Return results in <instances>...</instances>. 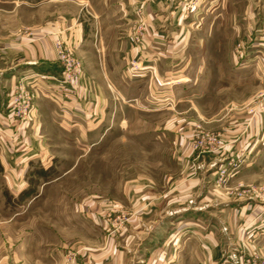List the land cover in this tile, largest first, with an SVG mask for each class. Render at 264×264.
Wrapping results in <instances>:
<instances>
[{
    "label": "rangeland",
    "instance_id": "rangeland-1",
    "mask_svg": "<svg viewBox=\"0 0 264 264\" xmlns=\"http://www.w3.org/2000/svg\"><path fill=\"white\" fill-rule=\"evenodd\" d=\"M163 9L167 43L172 31L184 32L174 53L163 50L155 70L149 68L154 63L141 65L139 57L116 65L118 40L139 45L149 29L131 0H0L1 33L18 29L20 37L32 38L34 24L53 23L58 36L57 75L29 79L48 84L46 95L35 99L23 77L10 100L12 108L21 107L20 86L31 97L46 157L44 164L36 159L26 167L16 191L0 176V264H112L97 256H124L126 250L125 264H137L143 229L131 207L143 188L181 195L207 186L212 204L224 191L233 200L264 207V130L256 127L264 114V0H168ZM180 17L183 21L172 26ZM80 23L95 37L79 54ZM61 52L80 66L72 85L57 81L65 71ZM107 62L120 69L107 70ZM108 72L121 93L113 92L115 104ZM139 72L145 75L136 78ZM93 73L106 107L90 115L86 102L76 114L79 81ZM227 110H238L234 143L223 139L224 126L235 121ZM192 158L196 162L189 164ZM182 215L171 227L182 238L165 264H192L187 238L197 235ZM251 228L238 264H264V227L249 233Z\"/></svg>",
    "mask_w": 264,
    "mask_h": 264
},
{
    "label": "crops",
    "instance_id": "crops-1",
    "mask_svg": "<svg viewBox=\"0 0 264 264\" xmlns=\"http://www.w3.org/2000/svg\"><path fill=\"white\" fill-rule=\"evenodd\" d=\"M131 3L139 7L140 21L145 22L149 29L146 39L139 45L137 42L134 44L132 39L118 40L113 50L118 52V56L115 58V61L118 62L116 65L123 66L130 60L139 57V60L144 59V61H140L141 65L146 62L154 63L155 65L153 67L150 65L149 68L156 70L162 59L165 58L163 50L170 48V51L174 53L177 50V42L184 31L180 30L178 33L172 31L170 36L172 39L167 43L166 38L169 37L170 30L165 32L161 27H163L164 21L163 8L167 5L168 0H131ZM174 21H172V26L179 25L183 19L180 17ZM60 26L61 23H58V27ZM78 26L80 28L76 31V49L80 54L89 45V38H93L95 35L91 29L85 28L83 23ZM32 30L34 32L32 38L20 37L17 34L18 29L9 30V34L0 31V176L12 183L9 189L14 191L18 188V184L15 183L23 181L26 167L36 159L44 164L46 156L40 152L44 147V141L40 136L38 109L34 107L28 121L23 122L20 126L13 120V108L10 101L13 89L23 77H28L29 88L36 93L35 99H39L46 95L43 89L50 86L48 84L41 85L40 81L37 82L35 79L29 81V79L43 75L50 78L57 75L58 68L55 62L56 49H54V41L58 37L56 24H34ZM58 31L59 34L61 33V37H65L61 28ZM101 49L104 51V48ZM170 57L174 59V56ZM107 63V70L120 69L119 66L115 67L116 65ZM178 64L179 62L176 61L170 69L177 68ZM144 75V72H139L136 78ZM186 79L190 81V79ZM79 84L78 100L80 105L75 108L76 114L82 111V105L86 102H89L90 115L101 113L104 110L103 107L106 106H104L103 95L100 93L101 83L95 73L91 74L89 79L82 78ZM52 87H56V84H52ZM107 89L112 93L110 101L113 103L111 104H115L116 98L113 92L118 95L121 93L117 88L115 76L109 72L107 73ZM231 111H233L231 117H235V121L224 126L223 134L224 141L228 143H234L238 138V110H227L226 115L231 114ZM260 117L256 127L263 131L264 114ZM36 153V156H32ZM196 159L192 158V160H188V163L196 162ZM20 165L25 166L24 171L18 170ZM199 181L193 180L194 185ZM205 188L206 190L203 191L189 190L181 195L174 194L173 191L156 194L148 188L141 189L139 195L136 196L138 204L131 207L143 229L141 242L136 248L139 264H165L169 252L171 253L177 248L182 238L181 235L173 233L171 230L172 224H174L173 218H179L178 213H183L181 217L193 225V230L197 235H190V238H187V242L192 244V246H186L188 263L238 264L239 249L241 246H245L244 239L247 236L245 232L251 227L253 231L249 233L264 227V207L261 205L252 207L250 204L238 202L224 191H218V194H215L218 199L216 198L212 204L211 189L207 186ZM198 198H202L201 204L195 203ZM175 214H177L176 217H173ZM175 222V225L180 223L179 219H176ZM124 243L127 245V241ZM130 246L129 244L128 249ZM126 251L124 256L115 255L113 252L101 253L97 259H103L104 263L112 261V264H125L130 261V256H127L130 254V250Z\"/></svg>",
    "mask_w": 264,
    "mask_h": 264
},
{
    "label": "built area",
    "instance_id": "built-area-1",
    "mask_svg": "<svg viewBox=\"0 0 264 264\" xmlns=\"http://www.w3.org/2000/svg\"><path fill=\"white\" fill-rule=\"evenodd\" d=\"M60 60L61 63L64 67V72L61 76L60 80H57L61 85L62 84H73V77L80 73V66L78 64V62L73 58V56L71 54H67L66 55L61 52V56H60ZM53 78V77H51ZM19 90L21 92L20 94V98L22 99V104L21 107H18V105H14L13 107V120L16 123H20L18 121V118H20L21 122L25 121L29 114H31V97L29 96V94L25 91V88L23 86L19 87ZM67 90V89H65ZM68 91V90H67ZM14 103L17 101V98H14Z\"/></svg>",
    "mask_w": 264,
    "mask_h": 264
}]
</instances>
